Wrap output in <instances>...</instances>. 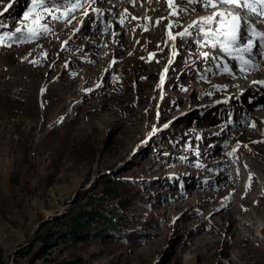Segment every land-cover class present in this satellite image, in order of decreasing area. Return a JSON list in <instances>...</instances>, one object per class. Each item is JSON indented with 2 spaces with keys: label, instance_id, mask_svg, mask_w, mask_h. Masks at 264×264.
Instances as JSON below:
<instances>
[{
  "label": "rangeland",
  "instance_id": "rangeland-1",
  "mask_svg": "<svg viewBox=\"0 0 264 264\" xmlns=\"http://www.w3.org/2000/svg\"><path fill=\"white\" fill-rule=\"evenodd\" d=\"M138 1L166 10L164 0ZM59 4V20H25L30 0H0V264H264V155L257 160L245 150L250 138L264 136V84L224 76L225 64L238 63L198 43L196 29L180 39L169 64L166 13L159 19L151 11L150 21L135 23V48L105 42L112 29H126L118 11L107 17V0H88L75 12L65 0ZM134 11L140 16L146 8ZM182 13L177 33L190 24ZM115 45L123 46L122 58L112 64ZM263 62L255 56L259 67L247 72H259ZM234 167L245 200L234 207L241 190L228 197L235 212L229 221L216 193L229 186L222 177L232 178ZM118 176L131 181L103 204L118 233L43 241L78 196L90 210L89 187L100 192Z\"/></svg>",
  "mask_w": 264,
  "mask_h": 264
},
{
  "label": "snow or ice",
  "instance_id": "snow-or-ice-1",
  "mask_svg": "<svg viewBox=\"0 0 264 264\" xmlns=\"http://www.w3.org/2000/svg\"><path fill=\"white\" fill-rule=\"evenodd\" d=\"M166 2L171 8L173 0H166ZM187 2L200 3L204 9L212 8L214 11L208 15L198 17L197 20H194L187 28L176 35L187 37L192 35L191 29H196L199 36L198 43L218 48L226 53L238 62L241 70H246V66L254 69L259 67L258 64L254 63V58L259 56L264 59V0H187ZM65 3L70 4L71 11L75 12L77 9L83 8L88 0H76L75 3H72L71 0H65ZM92 3L95 4L96 0H92ZM11 6L12 3L10 2L4 7V11L6 12ZM37 9L40 10V13H37ZM234 9H239V11ZM59 11V0H30V6L24 14V19H32L33 14H36V19L39 20L41 18L40 14H47L53 19L59 20L62 17L55 15ZM92 11L94 13L102 12L99 8H93ZM186 11V8L177 6V10L171 12L170 15H179V12ZM2 14L0 12V15ZM88 14L87 11L83 13L84 16H88ZM63 18H67V12L63 14ZM147 19L150 21V18ZM68 22L71 23V20ZM120 23H123V19L120 20ZM158 23L159 21H157ZM172 26V24H169L168 28L171 29ZM44 30H49L46 25ZM16 31L20 32L22 29L17 28ZM28 31L35 34L34 29H28ZM169 35H172L170 31ZM172 38L175 39V36ZM203 56L208 58L210 54L205 52ZM212 58L216 59V57ZM224 70L231 72L232 69L225 64ZM254 83L264 84V81H254ZM261 142L264 141H256V143Z\"/></svg>",
  "mask_w": 264,
  "mask_h": 264
},
{
  "label": "bare ground",
  "instance_id": "bare-ground-1",
  "mask_svg": "<svg viewBox=\"0 0 264 264\" xmlns=\"http://www.w3.org/2000/svg\"><path fill=\"white\" fill-rule=\"evenodd\" d=\"M98 1H103V0H96V3L98 2ZM148 1H150V3H153V0H148ZM165 1V0H164ZM163 1V2H164ZM179 0H175V2H178ZM146 2H147V0H146ZM107 3L109 4V6H107V8H106V11L105 12H108V15H107V17L109 18V17H114V13L113 12H111L110 13V11H118V17H119V15H120V17H119V19H118V21H120L121 19H123V23H121V27H124V28H126V29H119V30H117V31H115V32H113V29L111 30V32H110V34L112 35V33L114 34L113 35V37L111 38H106L107 36H108V34H107V36L105 37L106 39H105V42L107 43V42H114V43H117V44H119V43H124V42H126V43H129V45L132 47L133 45H131V39H132V37H133V29H134V26H135V23H138V22H141L142 24L143 23H147V21L149 20V19H147V18H150L151 19V17L152 16H150L151 15V11L153 12V15H155V17H157V18H159V17H163V13L165 14V13H167V11L165 10L163 13H162V11L159 9V7H160V5H159V2L157 1L156 3L154 2L153 4H154V7H156L155 9H152L151 7H149V5H148V3L147 4H144L143 2H141V1H138V0H122L121 2H120V4H118L119 3V0H107ZM181 4L184 6V4H185V7L184 8H186L187 9V11L186 12H183L182 14H186V16L188 17V20L190 21V24L194 21V20H197L198 19V17H201V16H205V15H208V14H210L211 12H213L214 11V9H212V8H208V9H204L202 6H201V4L200 3H195V2H193V3H188L187 2V0H181ZM175 5V4H174ZM119 6H120V9H119ZM85 7H87L88 8V6L86 5ZM140 7H142V10H144L145 8H146V13H144L143 15H140L139 16V14H137L136 13V15H135V9L136 8H140ZM153 7V8H154ZM104 8V7H103ZM126 8H128V9H126ZM164 8V7H163ZM180 8H183L182 6L180 7ZM105 9V8H104ZM162 9V8H161ZM87 10V9H86ZM84 11V10H83ZM235 11H239V9H237V10H235ZM91 12H93V11H91ZM90 12V13H91ZM179 14H181V12H179ZM154 17V18H155ZM176 17H179V15H176ZM160 19V18H159ZM158 19V20H159ZM176 20L177 19H174V21H173V27L175 28L176 27ZM162 21V20H161ZM167 20H166V25H167ZM162 25V24H161ZM164 25V24H163ZM154 27V26H153ZM143 28V27H142ZM65 30V29H64ZM114 30H116V28L114 29ZM128 30V31H127ZM140 30V29H139ZM145 30V29H144ZM151 31V30H150ZM190 31H193L192 29L190 30ZM124 32H126V37H123V33ZM146 35V34H145ZM152 35V34H151ZM154 35V34H153ZM137 36L138 37H140V35L139 34H137ZM146 36H148V38H149V36H150V34H147ZM153 37V36H152ZM95 37H93V39H94ZM182 37H179L178 38V41H177V45L179 44V42H180V39H181ZM150 40V39H149ZM194 40V39H193ZM169 42H170V44L173 46V50H172V53H174V51H175V46L173 45V43H171V41L169 40ZM113 43V44H114ZM151 42H149V44H150ZM133 44H134V42H133ZM136 46H133V47H137V45L138 46H140L139 45V39L136 41ZM169 44V43H168ZM125 45V44H124ZM170 46V45H169ZM109 47V46H108ZM122 49H123V46L121 45V46H117V45H115L114 47H112L111 48V52L113 51V54H110L111 56L113 55V56H115L114 57V61L112 62V64H114L115 62L117 63V61H119V60H121V58L122 57H119L118 56V54H120L121 53V51H122ZM141 49V48H140ZM171 49H172V47H171ZM97 50L98 49H94L93 50V52L94 53H97ZM125 50V49H124ZM139 50V49H138ZM123 54V53H122ZM168 55V54H167ZM174 55V54H173ZM118 56V57H117ZM130 57V56H129ZM167 58V61L169 60V57L168 56H166ZM92 58L94 59V60H97V57L94 55V56H92ZM109 58V57H108ZM107 58V59H108ZM102 59V61H104V60H106V58H100V60ZM171 59H172V57H171ZM99 60V59H98ZM113 60V59H112ZM123 60H124V58H123ZM122 60V61H123ZM73 62V61H72ZM99 62V61H98ZM237 62V61H236ZM238 63V62H237ZM122 64V63H121ZM95 65H97V64H95ZM239 65V64H238ZM237 65V66H238ZM237 66H235L236 68H234V69H232L231 70V72H229V73H225V75L224 76H227V77H229L230 75V78L231 77H241V78H248V79H254L255 77H257V79H258V81H264V74H262L261 72L262 71H264V62H263V64H262V66H263V68L261 69V70H258L259 72H252L251 74L250 73H248L247 71H248V69H246V70H241V69H239V67H237ZM111 67V66H110ZM249 66H246V68H248ZM251 68V67H250ZM90 69H93V67L92 66H90ZM95 69V68H94ZM151 73V72H150ZM90 78V77H89ZM229 79V78H228ZM257 81V80H256ZM124 83V82H123ZM242 83V82H241ZM228 84H230V86H235L236 84H237V81L236 80H234V81H232V82H230V83H228ZM262 116V115H261ZM263 130H264V128H263ZM257 131V130H256ZM261 133V132H260ZM250 139H252V142H253V146L250 148H247V149H245L246 150V153H248L249 155H252L253 157H255V159H256V157H258L259 159H257V160H260L261 159V157H262V155H264V150L263 149H261V148H264V142H261V143H256V141H264V136L261 134V135H257L256 137H254V138H250ZM249 144V143H248ZM252 144V143H251ZM251 156V157H252ZM252 159V158H251ZM254 159V158H253ZM264 159V158H263ZM240 160V158H239V156H238V159L236 160V162H238ZM233 161V160H232ZM235 161V160H234ZM254 161V160H253ZM235 162V163H236ZM249 162V161H248ZM255 162V161H254ZM263 162H264V160H263ZM257 163V162H256ZM261 163H262V161H261ZM238 164H240V165H242L241 164V161H240V163H238ZM245 166H246V164H245ZM245 166H243L242 165V168L244 169L243 171H248V170H246V168L247 167H245ZM250 167H252L253 169H254V171H256V173H257V169L255 168V165L254 164H251L250 163ZM236 168L237 167H234V169H235V172H234V176H236V179L234 178V176L232 175V178H230V176H231V174H229L228 176H225V177H222V178H227L228 180H230V181H228V184H229V186H227V188H225V187H222L221 188V186L218 188V190H217V193H216V195H217V197L218 196H224V200H222V199H220L219 198V201H221V203H222V207L224 208V210L226 209V211H224V215H225V218L226 219H228L229 221H233V220H235V218L233 217L234 215H233V212H232V210L233 209H231V208H229V204H230V202L228 201V197L231 195V194H233V193H235L237 190H241V193H237L238 194V197H237V202L234 204V207L236 206L237 207V205L238 206H240V205H242V204H244V200H245V198L243 197V195H242V186L240 185V182H239V178H238V176H239V172H236L237 170H236ZM258 171H259V169H258ZM262 171V170H261ZM245 172V173H246ZM242 173V172H241ZM244 173V174H245ZM258 174V173H257ZM263 174V173H262ZM248 175V174H247ZM259 175V177L261 178V176H260V174H258ZM253 176V175H252ZM255 176V175H254ZM249 177V176H248ZM243 178V177H242ZM246 178V177H245ZM254 178V177H253ZM263 178H264V176H263ZM246 180V179H245ZM255 180V179H254ZM264 179H262V181H263ZM251 181V180H250ZM249 181V182H250ZM264 182V181H263ZM251 184V183H250ZM245 186V185H244ZM258 185H257V183H256V181H254V182H252V186H251V188H250V190H256L258 187H257ZM244 191V190H243ZM245 191H247V190H245ZM257 192V191H256ZM247 194V193H246ZM251 198V197H250ZM254 200V199H253ZM255 207V206H254ZM218 211L220 210V207H215ZM256 208V207H255ZM247 209V208H246ZM244 210V209H243ZM213 213H215V212H217V211H212ZM250 212V211H249ZM235 213V212H234ZM217 215V214H216ZM237 215V214H236ZM258 216L260 215V214H257ZM238 216V215H237ZM254 217V216H253ZM224 218V219H225ZM247 218V217H246ZM226 219H225V221H226ZM248 219V218H247ZM240 220V219H239ZM246 220V219H245ZM249 220V219H248ZM253 220V219H252ZM216 221V220H215ZM222 221V220H221ZM242 222V221H241ZM246 222V221H245ZM218 223H219V221H218ZM239 223V222H238ZM228 224V223H227ZM233 224V223H232ZM242 224V223H241ZM230 225V224H229ZM236 227V226H235ZM223 232V231H222ZM232 233V232H231ZM234 233V232H233ZM238 233V232H237ZM233 235V234H232ZM226 236V235H225Z\"/></svg>",
  "mask_w": 264,
  "mask_h": 264
},
{
  "label": "trees",
  "instance_id": "trees-1",
  "mask_svg": "<svg viewBox=\"0 0 264 264\" xmlns=\"http://www.w3.org/2000/svg\"><path fill=\"white\" fill-rule=\"evenodd\" d=\"M110 181L112 186L100 192L94 190L96 189L95 186L90 184L92 187H89L87 191L90 192L89 197L91 198L89 204L93 205V207L90 210H82L78 203L80 200V196H78L73 207L69 208L65 214L55 218V225L58 229L51 232L50 228L46 237H43V241L51 246L56 242L75 240L77 238L80 240L99 239L104 232L108 234L112 232L118 233L119 227L116 226L119 224L116 222L114 212H106L103 204L109 200L118 199L120 197L118 190H116L118 184L129 183L131 180L118 176ZM53 264H70V262L59 261Z\"/></svg>",
  "mask_w": 264,
  "mask_h": 264
}]
</instances>
